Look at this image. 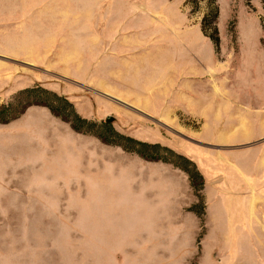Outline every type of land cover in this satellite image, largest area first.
<instances>
[{"label":"rangeland","instance_id":"rangeland-1","mask_svg":"<svg viewBox=\"0 0 264 264\" xmlns=\"http://www.w3.org/2000/svg\"><path fill=\"white\" fill-rule=\"evenodd\" d=\"M216 4L0 0V264H264V2Z\"/></svg>","mask_w":264,"mask_h":264},{"label":"trees","instance_id":"trees-1","mask_svg":"<svg viewBox=\"0 0 264 264\" xmlns=\"http://www.w3.org/2000/svg\"><path fill=\"white\" fill-rule=\"evenodd\" d=\"M264 2V0H263ZM219 16V7L216 4V0H208V10L205 13L203 19H202V29L203 31L213 40V42L215 43L216 46H219L220 44V37L218 35V26H217V19ZM209 29V31H208ZM28 92H31L32 89H27ZM44 92H46L47 94L50 93L47 89H43ZM54 97H56L58 100H60V102L65 103L66 106L72 107L71 103H69L67 100H65L64 98L58 96L56 93L52 94ZM48 106H50L49 104H47ZM51 108V106H50ZM74 115H73V123L75 129L83 131L84 126H89L91 125L90 122H87L86 118L81 117L78 113H76L75 111ZM15 117H5L2 118L0 120H12ZM92 123V122H91ZM82 125V126H81ZM114 135L116 136V140H112L111 138L108 137V135ZM100 137H102L103 139H105L108 143H114L117 145H121L123 146L126 150L128 151H132V152H137L139 154H141L144 157H149L152 159H159V160H163V161H170L173 162L175 165L181 167L183 170H185L188 174H189V178L192 182V184L195 183L196 179L199 180L201 182L202 185H204V177L203 174L196 168L195 163L191 160H184L185 163H182V161L180 160H172L170 158L167 157H163V156H159V145L158 144H149L143 141H137L131 137H127L124 135H121L120 133H118L117 131H115L112 128H108V132H107V136L104 134H101ZM123 139L125 140V143H123V141L119 142L117 141V139ZM189 164V165H187ZM193 164L194 168L191 169V165Z\"/></svg>","mask_w":264,"mask_h":264},{"label":"crops","instance_id":"crops-1","mask_svg":"<svg viewBox=\"0 0 264 264\" xmlns=\"http://www.w3.org/2000/svg\"><path fill=\"white\" fill-rule=\"evenodd\" d=\"M257 172H258V174L260 175V176H258V177H260V179L263 177L264 178V153H262V155H261V157H260V159H259V161H258V164H257ZM260 201V200H259ZM233 211H235V210H233ZM262 213H264V211H262L260 214H258V215H254L255 217H262ZM234 215V212L232 213V216Z\"/></svg>","mask_w":264,"mask_h":264},{"label":"water","instance_id":"water-1","mask_svg":"<svg viewBox=\"0 0 264 264\" xmlns=\"http://www.w3.org/2000/svg\"><path fill=\"white\" fill-rule=\"evenodd\" d=\"M113 118H114V117L109 116V117H107V121L111 122V121H113Z\"/></svg>","mask_w":264,"mask_h":264}]
</instances>
